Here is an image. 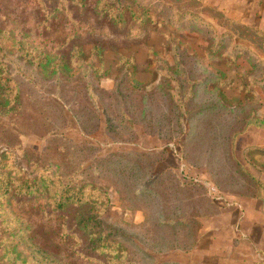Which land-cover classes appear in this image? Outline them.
Returning <instances> with one entry per match:
<instances>
[{
  "label": "rangeland",
  "instance_id": "1",
  "mask_svg": "<svg viewBox=\"0 0 264 264\" xmlns=\"http://www.w3.org/2000/svg\"><path fill=\"white\" fill-rule=\"evenodd\" d=\"M75 1L0 0V32L50 62L0 56L19 103L0 114V180L13 167L44 183L2 205L62 264L218 257L241 210L264 201V43L205 0H106L128 8L120 23L98 0ZM80 191L85 201L58 206ZM88 210L115 248L91 247L77 221ZM4 219L0 264H30Z\"/></svg>",
  "mask_w": 264,
  "mask_h": 264
},
{
  "label": "trees",
  "instance_id": "2",
  "mask_svg": "<svg viewBox=\"0 0 264 264\" xmlns=\"http://www.w3.org/2000/svg\"><path fill=\"white\" fill-rule=\"evenodd\" d=\"M83 1L84 0H76L75 2L81 4V2ZM98 2L99 9H103V14L106 13V16L119 23L122 21L123 13L125 11H128V8L113 6V4L111 3L108 4L109 2L106 0H98ZM117 9H119L120 11H118ZM137 18L140 21L141 17ZM9 52L24 55L26 60L30 61V63L36 64L38 67H49L50 62L44 50L40 51L35 45L22 39L13 41L8 37V35L0 32V56L1 54L2 56H5ZM75 54L80 55V52H76ZM130 66V71L133 72L134 70H132V65ZM59 67L63 70L65 66L59 64ZM11 87L13 86H10V76L3 70L2 64H0V114L7 115L8 113L14 112L15 110L19 109L17 91L15 87ZM28 177L29 173H25L21 169L19 170L10 167V170L7 169L4 171L5 179L2 182L0 180V213H3V218H5L4 224L8 228L7 230L14 234V237L12 236V239L21 244L25 248V250L29 252L28 260H30V264H62L58 259H53L52 255L36 249L32 241H30V238L26 240L27 238L25 236V232L27 225L24 223V221L21 220V218L12 213L11 206L2 205L3 202L9 201L8 199H10L11 196L8 198V195L9 193L13 194V190L16 194L28 195L39 193L41 194L43 192V179L32 180ZM75 200H77L78 202H82L86 200V197L82 196V191L69 192L64 195V197L59 196L56 202L59 207L63 208L65 205ZM94 212L95 211L88 210L84 213L79 214L77 219L78 225L87 232H93L91 234L90 244L91 247L96 251L102 249V246L104 245H107L109 250L115 248L112 247L111 241H106L102 237L101 232L96 231L98 230L97 225L99 223ZM36 252L39 253L37 257H35L37 255ZM37 258H39L38 261L36 260ZM33 259L37 262H32Z\"/></svg>",
  "mask_w": 264,
  "mask_h": 264
},
{
  "label": "crops",
  "instance_id": "3",
  "mask_svg": "<svg viewBox=\"0 0 264 264\" xmlns=\"http://www.w3.org/2000/svg\"><path fill=\"white\" fill-rule=\"evenodd\" d=\"M205 2L209 3L208 6L212 7L211 9L219 10L222 24L235 25L243 31H251L257 40L264 43V0H205ZM213 20L215 19L204 22L212 23ZM227 32L223 36L233 37L234 33ZM238 36L241 37L238 43L243 50L256 56L257 49L248 45L249 42L243 33H239ZM242 54L236 53L238 56ZM241 212L237 221L238 236L231 239L234 237L233 231L228 225L224 229L228 231V238L231 240H225L218 246L220 249H217V252L213 251L219 256H205L203 261L197 259V263L264 264V201H256L250 209H242Z\"/></svg>",
  "mask_w": 264,
  "mask_h": 264
}]
</instances>
